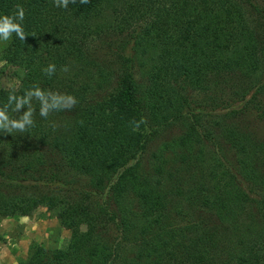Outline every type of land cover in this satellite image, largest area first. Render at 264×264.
<instances>
[{"label": "trees", "instance_id": "1", "mask_svg": "<svg viewBox=\"0 0 264 264\" xmlns=\"http://www.w3.org/2000/svg\"><path fill=\"white\" fill-rule=\"evenodd\" d=\"M17 5L29 35L0 62L24 89L0 106L34 85L77 103L45 119L33 99L34 126L0 133V216L84 225L20 264H264V0H0V16Z\"/></svg>", "mask_w": 264, "mask_h": 264}, {"label": "rangeland", "instance_id": "2", "mask_svg": "<svg viewBox=\"0 0 264 264\" xmlns=\"http://www.w3.org/2000/svg\"><path fill=\"white\" fill-rule=\"evenodd\" d=\"M8 42L0 41V50ZM3 64L1 61L0 87L23 92L19 79L22 68ZM73 212L74 209L65 207L46 209L37 206L28 211L19 208L13 215L0 216V264H20L36 246L65 247L72 231L84 229L83 224L75 222Z\"/></svg>", "mask_w": 264, "mask_h": 264}, {"label": "clouds", "instance_id": "3", "mask_svg": "<svg viewBox=\"0 0 264 264\" xmlns=\"http://www.w3.org/2000/svg\"><path fill=\"white\" fill-rule=\"evenodd\" d=\"M56 7L67 8L69 3H76V0H53ZM81 4L89 3V0H80ZM25 19V11L21 5L16 6L14 14H5L0 16V41H8L12 38L13 34L24 41L26 36L29 35L25 32L23 27V21ZM35 35V34H32ZM56 66L53 63H49L43 71L51 76L54 74ZM67 71L65 67L63 69ZM33 99L39 102V115L43 118H47L53 111L71 110L77 103L76 98L71 94H63L53 91H44L39 85H34L31 89L24 92L23 95L17 96L10 94L8 101L3 106H0V133H24L29 128L34 126V112L35 109L32 105ZM14 105V107H13ZM11 111L19 113L18 118H13L9 115V109ZM26 108V110L21 111ZM134 124V129L139 127V123Z\"/></svg>", "mask_w": 264, "mask_h": 264}]
</instances>
